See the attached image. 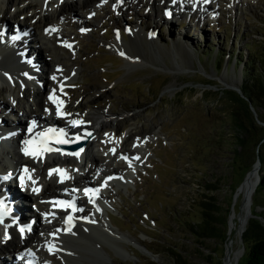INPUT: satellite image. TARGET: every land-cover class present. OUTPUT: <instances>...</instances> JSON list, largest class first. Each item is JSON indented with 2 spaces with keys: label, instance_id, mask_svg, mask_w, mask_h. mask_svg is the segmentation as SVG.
Wrapping results in <instances>:
<instances>
[{
  "label": "rangeland",
  "instance_id": "rangeland-1",
  "mask_svg": "<svg viewBox=\"0 0 264 264\" xmlns=\"http://www.w3.org/2000/svg\"><path fill=\"white\" fill-rule=\"evenodd\" d=\"M231 1L233 0H214L204 9L205 14L196 4L190 5L185 13L174 9V14L178 15L179 11L181 16L171 20L165 15L162 17L164 13L160 8L161 4L156 0L153 5L147 0H120L117 7L99 0L89 7H83L81 15L75 13L77 19L71 16L72 13L69 14L74 26L68 21L61 23L66 28L63 34L74 49L53 37L59 36L58 33L61 36L62 32L59 31L46 38L49 40L53 37L49 42L52 52L47 56L43 54L45 59L40 56L39 51L36 54L37 47L33 44L31 46L36 52L27 47L23 50L29 56L28 59L37 60L38 65L43 68V65L53 62L50 60L52 57L54 61L63 60L62 69L66 76L74 69L71 65L79 69L81 74L67 83L68 90L82 83L71 91V105L79 104L74 107L82 108L86 114L95 113L91 120H84L89 126H93L90 125L94 122L92 120L98 119V122H94L96 133L94 132L93 141L91 139L92 143L87 151L89 149L92 153L101 155L104 150L109 151L116 145L115 139L120 144L119 139H126L128 135H134L135 130H139L142 142L147 140V145L156 156L162 158L157 162L152 160V169L141 178L135 177V184L127 186V192L125 186L119 190L113 187L115 191L112 198L120 202L121 207H117L118 212L109 215L119 226L116 231L122 235L119 237L121 240L100 231L97 225H86L88 231L81 240L73 238L71 247H66L62 253L58 252L60 259L56 255H49L53 257L55 264H178V261L186 264H224L229 247L240 250L232 264H244L247 255V245L243 239L245 230L241 235L236 229L228 233L229 224L226 222L225 225L219 224L220 229L226 233L225 238H202L198 241L181 225L187 211L189 195L195 196L197 193L179 175L186 173L184 167L189 169L187 173L200 169L197 167L198 161L194 159L196 154H193L200 150H205L210 155L206 177L213 178L216 173L224 177L221 191L217 193L221 202L230 203V211L226 212L224 208L222 211V214L227 213V220L233 211H239L243 199L240 186L255 164L258 168L255 172L257 183L249 205L250 212L259 214L264 211V207H254L257 196L258 202L264 206V185L257 192L261 184V174L264 173V151L258 155L253 144L241 150V161L238 159L232 163V158L228 160L231 155L227 150L228 145L223 143L220 146L223 140L220 133L228 135L232 127L230 102L225 100L223 92L234 91L225 87L221 81L228 85L233 79H238V70L248 59L247 44L250 45L252 39H264V0H239L241 4L234 7L235 9H227L226 3ZM152 6L155 7V12ZM12 10L10 8V13ZM83 17L86 26L81 31L78 26L81 25L80 22L84 25ZM8 21L13 22L10 18ZM202 21L205 22L204 26H201ZM10 27L22 30L23 23L18 18L17 23H12ZM135 28L142 35L139 34L141 40L138 46L132 49V52L138 54L139 62L127 64L117 49H128L119 45L118 40L126 44L131 30ZM38 70L39 75L44 73L42 68ZM49 79L45 80V91ZM93 79L98 82L95 83L96 86L91 84ZM54 80L51 78L52 82ZM236 87L240 88L237 85ZM5 93L7 92L0 95V101H4L6 97L7 102H10L7 94L4 97ZM68 95V91L61 94L68 98L67 102L70 101ZM42 99L45 101L43 95ZM249 107L253 117L254 111L256 115H260L262 121H256L264 126V107ZM104 108L109 110L111 118L120 120V125L117 126L111 120L112 123L107 121L99 125L100 120L104 121L99 111ZM52 110L50 108L49 112ZM75 110L77 109L72 111L75 113ZM5 111L9 112L7 109ZM54 112L57 114L56 110ZM0 118L5 120L2 116ZM76 120H81V116ZM98 126L102 127L97 131ZM125 134L126 136H122ZM154 137L156 140H153ZM106 142L109 143L108 147L105 146ZM133 142L138 144L135 140ZM131 143V139H128L127 148H130ZM140 148L143 154L147 150ZM147 154L149 153L146 152L142 157L144 161ZM112 160L111 157L109 162ZM32 169L34 172L36 170L35 175L41 179V169ZM50 170L51 168L46 169L45 178H48L47 173ZM76 171H80V168H73L71 175ZM104 200L105 205L110 206L109 199ZM111 205H116V202L111 201ZM256 216L263 221L260 214ZM35 224L39 225V222L35 221ZM45 224L43 230L54 225L47 222ZM36 234L44 235L42 231L33 233ZM136 241L146 244L156 254V260L135 248L138 246ZM34 245L32 246L36 250L42 248L38 243ZM173 251H178V256H173ZM64 252L72 253L71 259L65 258ZM16 261L19 263L18 259Z\"/></svg>",
  "mask_w": 264,
  "mask_h": 264
},
{
  "label": "bare ground",
  "instance_id": "bare-ground-1",
  "mask_svg": "<svg viewBox=\"0 0 264 264\" xmlns=\"http://www.w3.org/2000/svg\"><path fill=\"white\" fill-rule=\"evenodd\" d=\"M96 1L97 0H0V29L1 27H3L5 31L9 32V30H11L10 27L11 24L17 23V19L19 18V20L23 23V29L21 31L25 32L28 35L27 37H22V41H21L22 44L21 43L12 44V42L10 41L4 45L0 43V70H2L0 78L4 80V83L0 85V95H2L4 92H7L13 103V104H9L5 102L6 100L0 101V108L4 109L3 111L7 109L9 112L11 111L15 113V121L8 124L12 127L18 128L22 134L19 139L20 144L18 147L19 148L18 151L16 152V150H12L13 149L12 147L11 152L12 155L15 156L17 155L13 163L15 170L17 171V174L19 175L21 171L25 173V169L28 170V172L25 173V179L23 180V183H21V179H18L17 182L23 189L29 187V189H27L25 197L27 200L30 201L29 214L26 215L25 212L26 207L21 202L23 195L17 189L14 188L10 190L9 198L8 197L3 198V196H0V198L2 199L1 201L5 205L8 203V205L14 204L16 206L15 210H8V209L4 210L6 212V215H4L3 217V223H0V264L1 263L17 264L15 259L13 258L14 254L16 257L17 255L21 254L22 260L27 258L32 252L36 251L35 250L36 248L34 249L30 246L31 243H33L36 240L42 239L50 247L53 246L63 247V246L71 245L72 243L71 241L75 237V235H70L71 237H69L66 236L68 233H63L62 231L57 233V235L54 236L53 239H47L48 237L44 238L43 236L35 235V236H27L26 239L21 240L19 237L20 232H18L16 223L20 221L24 222L26 219H28V217L32 219L34 222L35 221L40 222V217H42L45 214L51 215L52 213H54L60 215L62 213V208H60L59 205L56 203V201L52 199L57 197V194L58 192H60L61 189H64L65 192L67 193H71V191L66 187H70L73 184L77 183L78 178L87 180L89 182L88 184L94 187L103 184L104 185L103 189L107 188L112 182V177H108L106 183L102 181V177H99L97 180H95V183L91 182L90 173L93 172L95 168H99L100 162H102L101 159L102 156L101 155L98 156L99 154L92 153L91 151H89V149L87 151V148L91 143L90 141V143L84 148L82 152L84 154V159L82 162L83 164L88 163L87 167H84L82 170H80L77 173V175L75 174L74 176H69V178L65 183L59 180V177L61 176H59L58 173L53 172L51 175H49V177L47 175L48 181L41 182L40 180V182H37L38 186L43 185L42 188H37L38 191H33V185L35 181L34 182L32 181L34 179L31 178V173L29 172V166L34 165V159L38 161L37 164L38 163L42 164V167L45 169L50 166H55L54 169H56L57 167H61L60 164L64 165L68 162L69 159L72 161L73 159L72 158L68 159L67 156L65 158V154L63 153L56 155L55 151L54 152L45 151L42 155H38V156H26L23 151L25 148V143H24L25 141L34 140L38 144L40 140L39 134L43 133L40 130H33L30 132L27 130V125L31 120L30 114H32V117H38L41 122H45V124L48 125V128L51 127L52 125L63 126V128H65L63 139H70V137L73 138L75 136H78L81 132L87 133L93 131L94 134V130H95L94 126H89L87 123H84V120L85 121L91 120V117H93L95 113L92 114L91 112H87V114L85 113L84 119L81 121L82 123H78V124L72 123V121H77L75 120L77 115L72 110L77 109L80 110L81 112L84 111L82 108L74 107V106H79V104L77 105L75 104L74 106L71 105V97H72L71 94H70V101L63 103L62 111L66 115H57L54 112V110H56L57 112L56 104L50 103L47 100L43 101L42 99V95L46 93L44 90V85H46L45 80L47 81V79H49L50 77H55L56 85H57V82L61 81L62 83H65V81L68 79V77L64 73V70L62 69L64 61L61 59L54 61L52 57L50 60H53V62L51 64L49 62L47 64L48 66L43 65L45 67L43 68L42 66L38 65L37 60L35 59L32 60L31 58L28 59L29 56H26L23 50L26 49L27 47L31 51L36 52L31 46L33 44L37 47L36 49L37 52L38 51L40 52V56L43 59H45L47 55H50V51L52 52V46L49 44V40H46V38L52 36L54 32L61 31V23H63V21L71 22L69 18V14L76 13L81 15L84 9L83 7H89L93 2ZM158 1L163 3L164 10H167L169 7L172 6V4H174L170 0H158ZM211 1L212 0H195V3L199 4V2H201L202 7H204V9H207L209 7L208 5L211 4ZM182 4H184V8L186 9L190 7L189 0H182ZM228 4L230 7H236L239 4H241V2L239 0H233ZM166 5H168V7H166ZM10 8L13 9L11 13H10ZM7 15L8 18L13 20V22L9 23ZM5 26H7L6 29ZM139 31L140 30L138 28L131 30V34L129 37L130 39L129 41L125 42L126 44L118 40L119 45L124 47L126 46L128 49L124 58L127 64H131L139 60L138 54L132 52V49H134L135 46L137 47L141 40L139 36V34L141 35V33H139ZM58 35L60 36L59 33ZM1 38H3V36H1L0 39ZM150 38L153 39V36L150 35ZM29 41L30 43H28ZM20 45L21 48H19ZM176 49H179V47H177ZM117 50L120 51L121 49H117ZM39 52L36 54H39ZM43 54H45L46 56L43 57ZM140 58L141 60L143 59L141 56ZM26 63L32 64L33 65L32 68H34L35 66L37 68H42V71L44 72V75L41 76L42 77L41 79H39L36 76V81L42 82L43 87L39 88V85H35V88L33 89V97H34L35 105H30L26 99L30 85L25 82L24 77L28 71L34 72L33 70L32 71L30 70V67L27 66ZM12 67H16V71L18 72H15L14 69H12ZM70 73H72L73 75H77L80 73V71L79 69L74 68ZM32 76H35V73H33ZM94 81L95 79H93L91 84L96 86L95 83L97 81L96 82ZM238 84H239V78L233 79L230 83H228V85L230 86L233 85L239 86ZM83 87L84 86H82V88ZM60 92L61 89L55 87V94L53 95L57 98V100H59L58 95L60 94ZM50 108H53L52 112H49ZM108 111L109 110L105 108L99 111L100 116L104 118L103 119L104 121L100 122V124L101 125L105 124V122L107 121L112 123L114 121L113 122L114 124H116L117 126L120 125V120H118L116 117L111 118L110 114H108ZM23 117H26V119H23ZM76 119H78V116ZM25 120L27 121L26 123ZM0 121L2 122L3 119L1 120L0 118ZM29 124L32 125L31 121ZM51 135L52 134H48V138H50ZM128 139L129 138L124 139L120 147L123 150L120 151L119 153L116 152V155H122L130 158L131 160H135L136 155L138 153L137 149H135L134 151L132 148H126L124 146L128 142L127 141ZM133 141L134 139L132 140V143H134ZM126 146L128 147V145ZM28 147L31 150L34 146L29 145ZM109 154L110 152H107L105 155H109ZM15 156H13V158ZM0 169L4 170L1 172L2 175L6 171L5 167L3 166ZM68 169H69L68 166H65L63 168L64 174L68 171ZM117 169H119V167L112 169L111 172H115L114 177L119 179L121 182H124V180H126V175L128 173L126 171L123 172L122 169L119 170ZM255 170L257 172L258 168H255ZM102 171H103L102 172L103 175H106V171L105 170ZM108 174H110V172ZM256 183H257V176L255 175L254 171L250 172L249 174H246L245 180L239 189V191L243 196L242 197L243 199L241 200L242 201L241 206L239 207V211L238 212L233 211L230 217V232L231 230L233 231L234 229H236L237 233L241 235V233L245 230L249 219L248 216L251 213L249 205L251 203L253 192L256 188ZM84 185L85 184H83L82 186ZM73 190H77V189H73ZM5 195L6 194L4 193V196ZM87 203L88 201L84 199L83 200L84 209L85 207H87ZM82 211H83V207H82ZM101 225L102 228H98L100 231L107 230L111 233V234L107 233L110 236L112 234L113 235L118 234L117 231H112L105 224L101 223ZM81 226H83L82 221H80L75 226V228H77L76 231L72 230L69 233L72 234L73 231L74 234L77 233L78 228ZM84 233L85 232L83 233L78 232L77 237H79V240H81L80 238L84 236ZM238 253H240L239 249L236 248L233 249V247L227 248V254L225 256L224 264H232L233 263L232 260L235 257H237L236 255ZM68 254H69L68 259H71L70 255H72V253L68 252ZM68 254L66 253L67 256ZM36 258H38V256H36ZM44 260L45 259H41L40 262Z\"/></svg>",
  "mask_w": 264,
  "mask_h": 264
},
{
  "label": "trees",
  "instance_id": "trees-1",
  "mask_svg": "<svg viewBox=\"0 0 264 264\" xmlns=\"http://www.w3.org/2000/svg\"><path fill=\"white\" fill-rule=\"evenodd\" d=\"M247 48L249 58L243 68V82L240 86L245 98L243 99L237 92L231 90L223 92L225 100L230 102L229 115L230 126L232 127L228 135L220 133V137L223 136L220 146L223 143L228 145L227 150L231 153L228 160L232 158V163L238 159L241 161V150L247 149L253 144L258 155L259 152L263 154L264 151V126L257 122L262 121V119L259 114L253 117L249 107V105L255 107L262 105L264 107V40L252 39ZM193 154L198 156V165L205 168L203 161L208 162L210 155L205 153V150ZM262 161L264 166V155ZM223 178L221 174L217 173L213 178H201L198 183L199 191L195 192L197 193L195 196L191 195L190 209L186 211L181 225L190 231L191 235L198 241L202 238L226 237L225 231L220 229L219 224H226L227 213L222 214V211L223 208L226 212L230 211V203L221 202L217 193V191H221ZM263 185L264 173L261 174L258 193ZM256 206L264 207L258 202V196L255 198L254 207ZM252 214L254 216L248 219L246 229L243 232V239L247 245L244 264H264V211L259 213L263 221L256 216V214L259 215L257 212L254 211ZM172 254L178 256V251H173ZM178 264L186 263L184 261L179 263L178 261Z\"/></svg>",
  "mask_w": 264,
  "mask_h": 264
},
{
  "label": "snow or ice",
  "instance_id": "snow-or-ice-1",
  "mask_svg": "<svg viewBox=\"0 0 264 264\" xmlns=\"http://www.w3.org/2000/svg\"><path fill=\"white\" fill-rule=\"evenodd\" d=\"M70 47V45H69ZM121 55H123V53H121ZM53 79H55V77H53ZM50 100H52V102L54 104H56L57 106V115H66L63 111H62V108H63V102L62 101H59L57 100V98L53 95V96H50L49 97ZM73 124H78V123H82L81 121H72ZM86 135H91V133H87ZM40 136V140H39V143L37 144L36 141L34 140H31V141H25V148H24V154L26 156H38V155H42L45 151H59V149H53L51 147H49V138H48V134L46 133H41L39 134ZM60 137H63V133L60 134ZM77 139H79V137H77ZM57 143H60V144H64V143H68L69 141L63 139V138H57L56 140ZM29 145H33L34 147L30 150L29 149ZM73 155H77L79 156V152H76V153H72ZM125 159H127L125 157ZM136 159H139V157H136ZM28 170L25 169V173H27ZM53 172H56V173H64V170L63 169H53V170H50V173L49 175H51ZM8 177H4V179H7ZM23 177L21 179V183H23ZM33 191H38V189H33ZM88 191V190H86ZM57 204L59 205H62V206H65L67 208H73V210H76L75 209V206L73 203L71 202H66V201H58L56 202ZM4 204L2 201H0V223H3V217L4 215H6V212L4 211ZM82 211V209H80ZM72 220V217L69 216L68 217V221L67 222H71ZM21 232L24 231L23 228L20 229ZM50 251H51V248H50Z\"/></svg>",
  "mask_w": 264,
  "mask_h": 264
},
{
  "label": "water",
  "instance_id": "water-1",
  "mask_svg": "<svg viewBox=\"0 0 264 264\" xmlns=\"http://www.w3.org/2000/svg\"><path fill=\"white\" fill-rule=\"evenodd\" d=\"M221 83H223V82H221ZM223 85L225 86V87H227V88H230V89H232V90H234V91H236V92H238L239 93V95L241 96V97H244L245 95L242 93V91H241V89H237V87L235 86V85H233V86H230V85H227V84H224L223 83ZM245 98V97H244ZM254 114H255V116H257L256 115V112L254 111ZM257 157H259V156H257ZM259 161V159H257V162ZM258 164H259V162H258ZM255 168H257V165L255 164L254 165V168L252 169V170H250L247 174H249L250 172H252V171H254V172H256V170H255ZM243 183V182H242ZM242 185V184H241ZM249 216L251 217V216H254L252 213L251 214H249ZM248 216V217H249ZM230 215H229V218H228V220H227V223L229 224V226H228V233L230 232Z\"/></svg>",
  "mask_w": 264,
  "mask_h": 264
}]
</instances>
